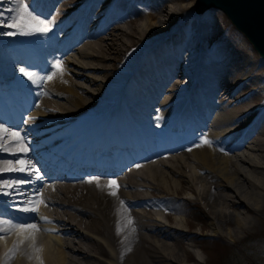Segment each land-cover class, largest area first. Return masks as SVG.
I'll return each instance as SVG.
<instances>
[{"label":"bare ground","instance_id":"1","mask_svg":"<svg viewBox=\"0 0 264 264\" xmlns=\"http://www.w3.org/2000/svg\"><path fill=\"white\" fill-rule=\"evenodd\" d=\"M174 1L25 0L53 22L52 31L6 36L11 29L0 27V86L33 93L24 116L3 111L14 120L6 126L30 137L28 155L37 168L51 155L70 147L76 155L111 135L114 147L124 134L133 136L127 147L148 146L115 168L58 173L24 186L39 189L47 222L12 220L5 205L18 206L0 195V219L43 224L0 233V264H204L199 241L182 218L168 214L174 211L166 201L174 197L191 198L187 203L200 214L190 226H201L202 234L240 239L264 232V59L250 43L213 53L206 41L218 38L216 27L206 30L207 22L193 19V5L184 3L174 18L168 6ZM9 7L11 0H0L4 19L12 15ZM186 20L196 29L185 46L178 32ZM170 41H178L173 51ZM57 60L63 74L42 86L18 71L48 75ZM155 82L159 88L149 97L144 88ZM120 116L123 124H114ZM7 159L14 157L0 153ZM109 178L118 189L108 186Z\"/></svg>","mask_w":264,"mask_h":264},{"label":"snow or ice","instance_id":"2","mask_svg":"<svg viewBox=\"0 0 264 264\" xmlns=\"http://www.w3.org/2000/svg\"><path fill=\"white\" fill-rule=\"evenodd\" d=\"M15 7H9L7 12L12 14L7 19H4V12L0 11V27L11 29L2 33L6 36L15 35H47L52 31V21L42 14L37 13L35 9L30 7V2L25 0H11ZM54 71L51 74L41 76L37 72L31 71L26 67H20L18 71L31 84L42 86L45 81L52 80L57 74H63L64 67L62 62L57 60L51 65ZM38 93L37 95H43ZM39 107V105H36ZM30 137L23 129H15L7 127L0 123V153H7L14 159L0 160V177L3 174H22L20 176H13L11 179L0 178V195L11 197L10 203L16 204L17 211L25 214H37L39 212L38 205L46 203L42 199L39 189L29 192L24 186L34 185L37 181H43L44 175L36 163L29 157ZM203 144H210L211 141L206 137H201ZM139 168L140 165H135ZM98 177H90L88 182L98 180ZM108 186L112 189H118L119 184L116 178H109ZM112 196L117 195V191L113 190L109 193ZM16 197H21L17 200ZM121 204H125L122 200ZM39 219L47 222L46 217H39ZM7 225V227H5ZM14 229H19L21 232H28L29 230H39L36 223H13L12 220L0 219V233L9 232ZM120 228L117 225V233ZM0 239L3 236L0 235ZM15 250V249H14ZM13 250V251H14ZM38 251V249H37Z\"/></svg>","mask_w":264,"mask_h":264},{"label":"rangeland","instance_id":"3","mask_svg":"<svg viewBox=\"0 0 264 264\" xmlns=\"http://www.w3.org/2000/svg\"><path fill=\"white\" fill-rule=\"evenodd\" d=\"M195 1L196 0H175L173 4L168 3V6L172 7L173 10L176 11L174 16L175 18L180 14V6H183V3L188 6L193 5V19L198 18L201 20V23L207 22L206 30H211L210 25L212 24L214 27H216L218 38L215 40L206 41L209 50L215 53L218 50H227V48L230 46L235 48L245 45L249 46V42L247 41V39L231 24L228 18L221 11L211 10L203 15H198L194 9ZM184 24L186 26L183 29H179L178 41L186 46L193 42V30L196 29V26L194 25V23L188 22L187 20L184 22ZM178 41L176 43H178ZM206 51L207 50L204 49V53L207 55ZM206 55L203 56V59L206 58ZM173 196H175V194H173ZM188 196L190 195H186V197ZM179 198L174 197L171 200H165L166 203H168L171 206V209L174 211L168 212V214L172 218H175L177 216L176 214H178V217L183 219L184 228H187L190 231V234L194 235L196 240L198 239L197 237H206L210 239H208V241L200 240L201 242H198V245L202 249L201 251H198V253L200 254V256H202L204 264H246L245 259L247 261V264H264V245L261 246V249L259 246H255V242H257L258 240H264V232L249 234L247 236H243L240 239L231 237L229 235L223 237L218 236V238L214 235H211V232L202 234L201 226H190L191 223L197 222L200 210L187 203V200H191V198H188L186 200V203H184V201L180 202ZM5 206H7L11 210L15 209L10 205ZM181 214H183L184 217H181ZM37 217L39 218L45 216L38 212ZM37 224L39 225L38 222ZM251 249L253 251L250 252ZM253 254L258 257L257 261L255 260V256ZM234 255L240 256L242 260L240 262H236L234 260V257L232 258V256ZM253 260L255 262H253Z\"/></svg>","mask_w":264,"mask_h":264},{"label":"water","instance_id":"4","mask_svg":"<svg viewBox=\"0 0 264 264\" xmlns=\"http://www.w3.org/2000/svg\"><path fill=\"white\" fill-rule=\"evenodd\" d=\"M210 10L223 12L264 58V0H196L198 15Z\"/></svg>","mask_w":264,"mask_h":264},{"label":"trees","instance_id":"5","mask_svg":"<svg viewBox=\"0 0 264 264\" xmlns=\"http://www.w3.org/2000/svg\"><path fill=\"white\" fill-rule=\"evenodd\" d=\"M201 240H203V241H208V239H201ZM209 240H210V239H209ZM247 244H249V243H247ZM262 245H264V240H262V241H259V240H258L257 242H255V246H256V247L259 246L260 249L262 248V247H261ZM248 251H249V249H248ZM251 251H253V250L251 249L250 252H251ZM250 255H251V254H250ZM253 255H254V254H253ZM259 255H260V254H259ZM254 256H255V255H254ZM233 257H234V260H235L236 262H240V261L242 260V258H241L240 256H237V255L235 256V255H234V256H232V258H233ZM257 258H258V257L255 256V260H256V261H257ZM245 262H246V264H247L246 259H245ZM253 262H255V261L253 260ZM239 264H240V263H239ZM254 264H256V263H254Z\"/></svg>","mask_w":264,"mask_h":264}]
</instances>
